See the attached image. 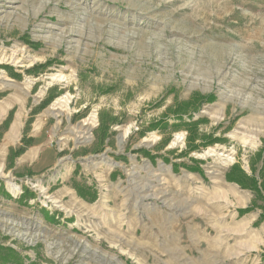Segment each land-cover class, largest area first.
<instances>
[{
    "label": "rangeland",
    "instance_id": "1",
    "mask_svg": "<svg viewBox=\"0 0 264 264\" xmlns=\"http://www.w3.org/2000/svg\"><path fill=\"white\" fill-rule=\"evenodd\" d=\"M1 149L0 264H264V0H0Z\"/></svg>",
    "mask_w": 264,
    "mask_h": 264
},
{
    "label": "crops",
    "instance_id": "2",
    "mask_svg": "<svg viewBox=\"0 0 264 264\" xmlns=\"http://www.w3.org/2000/svg\"><path fill=\"white\" fill-rule=\"evenodd\" d=\"M13 124H12V126H13ZM12 126H11V128H12ZM7 129H5V131ZM5 131H4V133H5ZM24 131H25V129L23 130L22 137L20 138V144L18 146H12L11 148H9L8 157L10 159L9 163L12 162V165H13L12 167H19L20 165H23V164H26L27 166H30L32 163H34L35 165H39L42 161L47 159V157H45V156H43L42 158H40L38 160L36 159V153H38V151L40 150V146L41 145L38 144V143H37V145H32L33 142H34V138L32 136H29V132L27 133V137L33 138V142L30 145L26 146L25 151L23 153H21L20 155H18L16 157H13L12 155H10V150L11 149H13V148L16 149L19 146L23 145L22 138H23L24 133H25ZM14 133H16V132L11 133V129H10L9 132L7 133V138L13 137ZM33 169H35V168H33ZM261 236H262V240L264 241V228L262 230Z\"/></svg>",
    "mask_w": 264,
    "mask_h": 264
},
{
    "label": "trees",
    "instance_id": "3",
    "mask_svg": "<svg viewBox=\"0 0 264 264\" xmlns=\"http://www.w3.org/2000/svg\"><path fill=\"white\" fill-rule=\"evenodd\" d=\"M15 75H19V74L15 73ZM13 115H14V110H11L9 112V114H8V117H7L6 121L3 123V125H5V127H7V128L9 127V124L11 123V120L13 118ZM32 120L33 119L31 117L28 118V120H27L26 128H25V131H24L25 133H24V136L22 138L23 145L22 146H19L16 149L13 148V149L10 150V155H12L13 157H16V156L20 155L21 153H23L25 151V149H26V146L30 145L33 142V138L27 137V132L29 130L30 124L32 123ZM258 155L259 156L261 155V157L263 158L262 159L263 163H262V167H261V170H260V172L262 174H260V175L264 177V156H263V154L261 152H259ZM254 181H256V180H254ZM238 183L240 185H242V183H240V182H238ZM263 218H264V215L262 214L261 219H263ZM17 264H21V263L20 262H17Z\"/></svg>",
    "mask_w": 264,
    "mask_h": 264
},
{
    "label": "bare ground",
    "instance_id": "4",
    "mask_svg": "<svg viewBox=\"0 0 264 264\" xmlns=\"http://www.w3.org/2000/svg\"><path fill=\"white\" fill-rule=\"evenodd\" d=\"M249 32H247V34H248ZM58 101H60L59 99L58 100H56L55 101V103H57ZM92 118V117H91ZM91 118H89L88 119V122H86L85 124H91L92 122H90L91 121ZM94 121V120H93ZM18 121L16 120L15 122H14V124H13V126H12V128H11V133H13V132H16L17 131V127H18ZM93 126V125H92ZM88 133V132H87ZM2 149L0 150V154L2 153ZM201 156V155H200ZM204 156V155H203ZM9 187H10V189H11V191H13L14 193H16V191H17V187H15L13 184H10L9 183Z\"/></svg>",
    "mask_w": 264,
    "mask_h": 264
}]
</instances>
